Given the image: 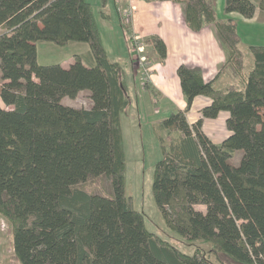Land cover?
<instances>
[{"label": "trees", "instance_id": "16d2710c", "mask_svg": "<svg viewBox=\"0 0 264 264\" xmlns=\"http://www.w3.org/2000/svg\"><path fill=\"white\" fill-rule=\"evenodd\" d=\"M166 1L181 5L190 30L212 24L226 58L210 80L197 66L176 67L186 105L159 121L180 138L162 148L154 164L153 201L168 228L188 241L210 243L216 257L264 264V45L249 46L253 62L245 70L236 21L217 17L215 0ZM108 5L99 0L97 12L104 19L110 17ZM258 7L264 11V0ZM255 9L252 0L223 4L224 14L246 19ZM145 40L163 62L164 40L157 34ZM38 41L85 42L89 57L76 54L68 66L42 64ZM222 73L234 83L215 86ZM125 77L124 65L110 59L87 0H0V215L11 225L13 253L21 264H215L199 249L184 252L149 229L125 194L121 115L130 105ZM83 90L90 107L61 102ZM198 95L210 103L190 124L186 112ZM220 111L229 113L230 134L214 143L202 122ZM246 132L258 154L246 148ZM236 150L244 152L235 164ZM99 176L110 180L109 194L79 186ZM195 204L205 205V212Z\"/></svg>", "mask_w": 264, "mask_h": 264}, {"label": "rangeland", "instance_id": "374dc122", "mask_svg": "<svg viewBox=\"0 0 264 264\" xmlns=\"http://www.w3.org/2000/svg\"><path fill=\"white\" fill-rule=\"evenodd\" d=\"M87 1L96 12L98 26L110 59L118 60L125 68L130 98L129 107L121 115L126 161L125 194L132 205L144 213L146 226L159 236L176 244L184 252L192 253L195 249H199L215 264H219L218 258L223 260L224 264H230L227 257L222 254L216 257L210 251V243L201 240L188 241L168 228L153 201L151 186L154 164L161 157L162 148L167 150L170 145H176L180 138L179 131L162 129L159 121L171 110H177V101L169 99L167 101L151 81L155 70L154 65L160 62V59L151 45L146 42L145 39L148 36H141L132 31L131 0H109L106 9L110 14L109 19L100 17L97 12L99 0ZM262 35L260 39L263 38ZM36 45L37 60L42 64L59 63L68 66L76 54L83 55L84 58L89 57L88 44L85 42L71 41L64 46H59L52 42L38 41ZM243 51V57L246 58L243 63L244 69L249 70L252 66V54L245 46ZM171 84L172 82L167 87L171 93H174V87ZM61 102L77 108H88L91 105L89 92L85 90L80 91L74 98L63 97ZM0 104L4 107L2 101ZM222 127L224 129V125ZM221 135H225L224 131ZM245 135L246 148H251L258 154L260 151L253 145L250 133L246 132ZM243 152L244 150L234 151L231 161L238 163ZM79 186L99 194H109L111 191L110 180L106 176L91 178ZM194 208L201 212H205L206 209L203 204H195ZM0 264H21L13 253L11 225L2 215H0Z\"/></svg>", "mask_w": 264, "mask_h": 264}, {"label": "crops", "instance_id": "0c3cea01", "mask_svg": "<svg viewBox=\"0 0 264 264\" xmlns=\"http://www.w3.org/2000/svg\"><path fill=\"white\" fill-rule=\"evenodd\" d=\"M252 2L256 5L254 15L252 18L246 19L237 13L224 14V0H215L217 17L219 19L231 18L236 21L238 45L242 53L244 52L243 46L249 49L251 44L264 45V12L258 7L259 2L256 0H252ZM131 3L133 10L131 13L132 31L145 37L157 34L166 44V59L164 62H157L154 65L155 70L151 81L157 86L162 97L167 101L176 100L177 110H183L186 104L176 76V67L179 63L197 66L202 70L204 80H210L217 74L226 56L224 48L216 36L215 27L212 24H207L197 32L190 30L184 23L180 4L171 1L131 0ZM261 35L262 39H260ZM245 60L244 57V63ZM234 81L231 75L222 73L216 77L215 86L225 88ZM170 82L174 87V93L168 90L167 85ZM208 103H210L209 97L196 96L190 109L186 112L187 121L190 124L193 123L200 117L201 108ZM228 116L227 111H220L215 118H203L202 130L214 143H220L230 134V130L225 124ZM222 125H224V129ZM222 130L225 135L220 136Z\"/></svg>", "mask_w": 264, "mask_h": 264}]
</instances>
